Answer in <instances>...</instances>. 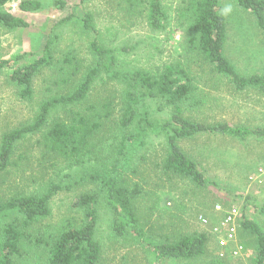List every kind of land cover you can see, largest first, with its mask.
<instances>
[{
  "label": "rangeland",
  "instance_id": "obj_1",
  "mask_svg": "<svg viewBox=\"0 0 264 264\" xmlns=\"http://www.w3.org/2000/svg\"><path fill=\"white\" fill-rule=\"evenodd\" d=\"M21 1L14 0L0 9V12L24 17L29 24L28 28L18 30H10L0 24V59L13 60L10 67L0 71V143L4 134L34 120L40 102L57 91H68L74 80L94 64L90 44L97 36L84 29L82 18L87 13L94 17L101 43L117 51L120 67L157 75L167 65L178 62L186 65L188 62L187 68L196 79V91L183 105L184 116L188 119L205 124L264 127L262 92L256 89L236 91L226 78L214 74L202 58L186 51L187 34L179 27L176 14L182 0H162L170 25L167 31L159 33L148 27L145 5L139 2L38 0L43 5L41 11L23 14L18 9ZM221 6L227 25L226 57L243 76L263 74L264 32L257 26L254 16L240 8L235 0H222ZM48 43L55 59L63 60L68 54L76 57L74 63L79 68L78 74L66 85L63 84L65 75H57L56 69L46 68L36 76L34 101H22L9 76L15 68L25 66L35 56H40ZM124 47L128 51H122ZM23 54L28 55L26 59L15 60ZM69 68L73 70L72 66ZM119 90L117 84L99 80L85 106L72 111H84L85 107L93 104L100 106V102H111L114 109L119 102ZM205 94L208 95L205 97ZM111 109L109 111L113 113ZM164 111L165 114L160 113L161 118L167 117L171 108ZM68 112L72 113L64 110L52 112L48 127L18 144L11 167L0 175V202L17 195L42 192L51 181L73 182L62 178L72 170V164L64 161L63 157H51L44 149L43 141L53 120H68ZM115 113L111 116L113 120H106L90 140L93 148L88 157L90 161L84 160L87 164L94 166L95 160L106 163L112 152H117L123 132L114 126ZM146 142L147 147L133 160L129 172L131 189L137 187L140 191L135 203L146 236L161 243L168 239L172 242L181 234L204 233L208 236L205 255L196 259H172L162 264H209L214 261L253 264L255 239L251 233L240 232L249 243L247 257L234 258L227 253L222 258L214 228L222 224L228 212L237 209L238 228L243 220H248L264 231V218L255 210L264 205V177L255 180L258 171L264 168V138L243 142L228 136L201 134L181 141L183 151L198 163L211 182L206 187L197 186L188 178L164 169L163 160L167 152L164 140L148 136ZM75 177L78 180L79 174ZM94 187L79 184L71 191L65 190L55 196L50 205L51 216L32 226L29 232L34 238L25 244L22 254L15 257L17 264H47L46 246L51 237L68 220L80 219L82 212L74 209L72 203ZM6 220L9 219L5 218L0 223L4 224ZM112 225L110 213L106 208L101 209L97 239L102 255L98 264H157L149 245L136 235L116 236Z\"/></svg>",
  "mask_w": 264,
  "mask_h": 264
},
{
  "label": "trees",
  "instance_id": "obj_2",
  "mask_svg": "<svg viewBox=\"0 0 264 264\" xmlns=\"http://www.w3.org/2000/svg\"><path fill=\"white\" fill-rule=\"evenodd\" d=\"M12 1L14 0H0V9ZM129 1L145 5L147 25L152 32L167 31L170 20L162 0ZM235 1L240 8L254 16L257 26L264 32V0ZM221 2L222 0H182L178 3L176 14L179 27L187 34L185 49L189 54L202 58L210 65L214 74L226 78L236 91L256 89L264 94V73L243 76L225 55L227 25ZM18 9L23 14H32L41 11L43 5L38 0H23ZM82 20L84 29L97 36L90 44L94 64L74 80L68 91H57L40 102L34 120L4 134L0 143L1 175L11 167L18 144L48 127L52 112H72H68V120H53L44 134L43 141L44 149L51 157H63L64 161L72 164V170L62 178L72 179L73 182L51 181L42 192L17 195L0 202V221L9 219L4 224L0 223V264H17L15 257L22 254L25 244L31 243L34 238L29 232L32 226L51 216L52 199L65 190L71 191L79 184L95 187L73 201V208L82 212L81 217L78 220H68L66 225L51 237L46 246L47 264H98L102 247L97 234L100 212L104 208L110 213L114 234L119 237L138 236L151 247L157 264L172 259H196L205 255L208 236L204 233H195L192 236L181 234L176 240L170 242L168 239L165 243L146 236L135 203L140 191L137 187L131 189L129 172L132 162L147 147V137L155 136L164 140L166 146L164 169L188 178L197 186L206 187L211 182L209 183L198 163L183 151L181 141L208 134L228 136L246 142L251 138H264V127H234L227 123L205 124L188 119L184 116L183 105L196 91V79L187 68L188 62L186 65L180 62L167 65L157 75L140 69L120 67L116 57L117 51L101 43L93 15L87 13ZM0 24L10 30L29 27L24 17L8 12H0ZM122 51L128 50L124 47ZM27 56L23 54L15 60H23ZM76 60L71 54L63 60L55 59L48 43L40 56H35V59L25 66L15 68L9 80L16 86L22 101L33 102L35 79L42 70L50 67L56 69L57 75L66 76L63 84L68 85L79 71L74 63ZM12 61L0 59V71L10 67ZM101 78L120 86L117 107L113 109L111 102H100V106L93 104L85 107L84 111L73 112V109L85 106ZM207 95L205 94V97ZM111 107V110L116 112L114 126L123 132L116 148L117 152H112L106 163L95 160L96 165L91 166L84 162L91 159L88 158L93 148L90 140L106 124L105 121L113 116L114 112L109 111ZM169 107L171 113L161 118L160 113L165 114V108ZM77 174L78 180L75 179ZM255 210L264 218V205ZM241 227L237 229L240 244L247 251L249 243L242 238L240 232L251 233L255 239V255L252 262L264 264V231L255 222L248 220H243ZM209 264L226 263L214 261Z\"/></svg>",
  "mask_w": 264,
  "mask_h": 264
},
{
  "label": "built area",
  "instance_id": "obj_3",
  "mask_svg": "<svg viewBox=\"0 0 264 264\" xmlns=\"http://www.w3.org/2000/svg\"><path fill=\"white\" fill-rule=\"evenodd\" d=\"M264 177V168L258 171L255 176V180ZM239 217V211L233 209L227 213L222 224L214 228V234L218 236V243L221 248L220 256L224 258L227 253L234 258L247 257V251L244 246L240 244L237 233V218Z\"/></svg>",
  "mask_w": 264,
  "mask_h": 264
},
{
  "label": "crops",
  "instance_id": "obj_4",
  "mask_svg": "<svg viewBox=\"0 0 264 264\" xmlns=\"http://www.w3.org/2000/svg\"><path fill=\"white\" fill-rule=\"evenodd\" d=\"M250 90V89H249ZM247 91V90H246Z\"/></svg>",
  "mask_w": 264,
  "mask_h": 264
}]
</instances>
